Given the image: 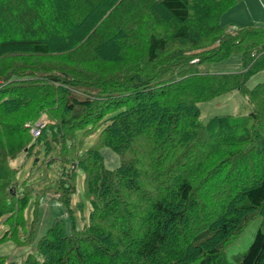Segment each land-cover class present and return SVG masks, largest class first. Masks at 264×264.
Masks as SVG:
<instances>
[{
  "label": "trees",
  "instance_id": "1",
  "mask_svg": "<svg viewBox=\"0 0 264 264\" xmlns=\"http://www.w3.org/2000/svg\"><path fill=\"white\" fill-rule=\"evenodd\" d=\"M235 2L0 0V241H18L31 196L10 161L42 141L64 152L76 130L101 127L73 157L87 224L68 233L56 217L34 254L0 264H221L256 217L249 246L222 264H264V81L246 85L264 70V26L221 24ZM233 52L239 71L203 69ZM232 91L247 114L200 120L198 102ZM40 117L34 137L24 124ZM73 169L52 189L71 214Z\"/></svg>",
  "mask_w": 264,
  "mask_h": 264
},
{
  "label": "rangeland",
  "instance_id": "2",
  "mask_svg": "<svg viewBox=\"0 0 264 264\" xmlns=\"http://www.w3.org/2000/svg\"><path fill=\"white\" fill-rule=\"evenodd\" d=\"M263 15L264 5L259 0H250V3L249 0H236L234 5L222 13L219 21L226 26L258 25L261 22L264 26V21L261 20L264 17ZM228 29L232 30L234 27H228ZM240 68L241 59L240 54L237 52H233L221 61L203 65V69L211 73L236 72ZM263 81L264 70L252 75L247 80L246 85L251 88ZM198 107L200 108V120L202 122H206L215 115L243 116L251 109L246 97L238 91L221 94L207 101H200ZM38 119L44 121L42 117ZM90 128L92 126L87 125L83 129L76 130L73 139L67 141L68 148L64 152L60 151L58 143L51 141L47 144L42 141L41 144L35 145L32 152H22L10 161V165L18 169L17 182L19 184L26 182L27 187L21 189L28 191L31 196L24 211V227H19L17 232L18 241L12 239L0 241V256L6 257L8 260L24 261L27 254L35 253L37 239L46 233L56 217L63 220L68 233L71 232L73 226L80 229L87 224L91 204L84 198L82 173L79 168L73 169L76 162L73 157L95 143L101 127L89 130ZM101 153L106 168L113 169L119 165L120 158L112 149L102 147ZM72 169L76 175L74 179L75 189L71 194L69 205L72 210L71 214L67 206L55 199L52 189L58 187L61 181L60 178H67ZM37 190H40V192ZM79 201H82L83 205L77 206ZM35 210L38 213V220L36 221H34ZM7 216L6 214L0 216V238L9 229V225L5 223ZM259 223L260 218H254L240 235L227 242L222 251L221 264L224 259L229 261L233 254L246 250Z\"/></svg>",
  "mask_w": 264,
  "mask_h": 264
},
{
  "label": "built area",
  "instance_id": "3",
  "mask_svg": "<svg viewBox=\"0 0 264 264\" xmlns=\"http://www.w3.org/2000/svg\"><path fill=\"white\" fill-rule=\"evenodd\" d=\"M3 84L2 80H0V86ZM44 121L42 119H38L35 122H27L25 123V127L29 130V132L37 137L40 135L42 129L44 128Z\"/></svg>",
  "mask_w": 264,
  "mask_h": 264
},
{
  "label": "crops",
  "instance_id": "4",
  "mask_svg": "<svg viewBox=\"0 0 264 264\" xmlns=\"http://www.w3.org/2000/svg\"><path fill=\"white\" fill-rule=\"evenodd\" d=\"M259 1L261 2V4L264 5V0H259ZM249 3H250V0H249ZM263 16H264V15H263ZM261 20L264 21V17H262ZM223 25H224V24H223ZM243 25H249V24H243ZM262 25H263V23L261 22V24H258V25H256V26H262Z\"/></svg>",
  "mask_w": 264,
  "mask_h": 264
},
{
  "label": "clouds",
  "instance_id": "5",
  "mask_svg": "<svg viewBox=\"0 0 264 264\" xmlns=\"http://www.w3.org/2000/svg\"><path fill=\"white\" fill-rule=\"evenodd\" d=\"M25 125V124H24ZM45 126V125H44ZM27 128V127H26ZM43 130V129H42ZM42 132V131H41ZM41 134V133H40Z\"/></svg>",
  "mask_w": 264,
  "mask_h": 264
}]
</instances>
